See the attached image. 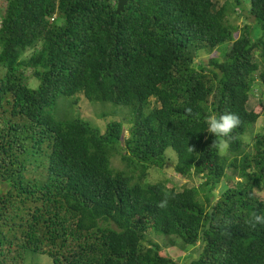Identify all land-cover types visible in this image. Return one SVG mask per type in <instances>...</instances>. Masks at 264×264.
I'll use <instances>...</instances> for the list:
<instances>
[{
	"label": "trees",
	"instance_id": "16d2710c",
	"mask_svg": "<svg viewBox=\"0 0 264 264\" xmlns=\"http://www.w3.org/2000/svg\"><path fill=\"white\" fill-rule=\"evenodd\" d=\"M5 1L0 264H177L162 246L179 242L203 248L184 264H264V224L249 222L264 214V132L245 143L264 114L250 108L264 0H128L120 13L118 0ZM82 97L111 117L104 130L74 109ZM225 112L241 124L221 156L205 118ZM168 151L198 185L146 182Z\"/></svg>",
	"mask_w": 264,
	"mask_h": 264
},
{
	"label": "rangeland",
	"instance_id": "374dc122",
	"mask_svg": "<svg viewBox=\"0 0 264 264\" xmlns=\"http://www.w3.org/2000/svg\"><path fill=\"white\" fill-rule=\"evenodd\" d=\"M4 6L7 5V1H3ZM235 17L237 15H234ZM252 19H250L251 21ZM235 24L242 23V18H239L237 20H234ZM204 57L207 55L204 54ZM260 71H258L256 74H259ZM30 72H27L29 74ZM29 84L32 88H36L39 85V81L36 79H30ZM81 104V105H79ZM263 104L264 105V85L258 84L257 87L254 88L253 94L250 98V108H257L258 105ZM74 105V104H73ZM73 105L71 106L73 108ZM262 108H264L261 105ZM259 108V109H262ZM74 109L79 110L84 118L89 120L92 124L98 126L101 128V130H104L106 127V122L108 119H111L110 116H108L106 119H101L100 114L104 110L99 104H91L90 101L86 97H82L81 101L74 105ZM251 131L247 132V135H245V143H249L247 147V151H252V145H253V137L258 132H264V114L260 116L258 121L249 128ZM127 134V131H126ZM168 155L171 156L170 161L167 163L165 168H151L149 170V175L147 176L146 182L156 183L158 181H166L168 188H175L177 190H182L184 187H191L196 186L199 183V180L195 176H183L180 173H178L175 169L176 164V155L172 151H168ZM112 165L119 169H126L124 164L120 161L119 157H114L112 159ZM222 187L219 186L217 189L216 194H219ZM260 198H264V194H260ZM153 238L157 242H161L166 244L168 241V238L162 237V236H155L153 235ZM164 249L162 250V254L165 255L167 253L168 256L172 257L177 264H184L189 263L190 261V255L192 252H195L193 256L198 257L199 253L202 251V246L198 244L196 247H199V250H194L195 248H187L184 249L183 246L180 245V242L176 245H166L162 246ZM166 247V248H165ZM36 256V255H35ZM32 258H29L27 260V264L32 263ZM34 264H54L52 259L49 258L46 255H38L34 258Z\"/></svg>",
	"mask_w": 264,
	"mask_h": 264
},
{
	"label": "clouds",
	"instance_id": "9594fccd",
	"mask_svg": "<svg viewBox=\"0 0 264 264\" xmlns=\"http://www.w3.org/2000/svg\"><path fill=\"white\" fill-rule=\"evenodd\" d=\"M56 17V16H54ZM189 112L192 110L189 108ZM206 131L214 135L215 139L212 145L221 156L229 153L231 147L232 134L241 124L240 118L236 113L225 112L223 114H209L205 118ZM164 206L163 204L161 205ZM253 226L264 224V214H255L249 221Z\"/></svg>",
	"mask_w": 264,
	"mask_h": 264
},
{
	"label": "water",
	"instance_id": "95a60500",
	"mask_svg": "<svg viewBox=\"0 0 264 264\" xmlns=\"http://www.w3.org/2000/svg\"><path fill=\"white\" fill-rule=\"evenodd\" d=\"M128 0H118V10L117 12L120 13L124 10L125 6L127 5Z\"/></svg>",
	"mask_w": 264,
	"mask_h": 264
},
{
	"label": "built area",
	"instance_id": "2783aa9c",
	"mask_svg": "<svg viewBox=\"0 0 264 264\" xmlns=\"http://www.w3.org/2000/svg\"><path fill=\"white\" fill-rule=\"evenodd\" d=\"M4 0H0V30H1V28H2V25H3V20H2V11H1V9L3 8V6H4V2H3Z\"/></svg>",
	"mask_w": 264,
	"mask_h": 264
}]
</instances>
